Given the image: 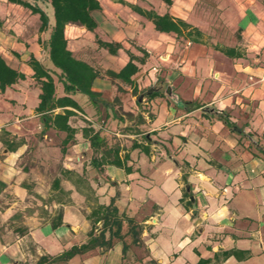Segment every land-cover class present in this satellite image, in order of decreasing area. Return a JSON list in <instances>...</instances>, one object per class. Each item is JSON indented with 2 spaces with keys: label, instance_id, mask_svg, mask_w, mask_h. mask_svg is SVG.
<instances>
[{
  "label": "crops",
  "instance_id": "1",
  "mask_svg": "<svg viewBox=\"0 0 264 264\" xmlns=\"http://www.w3.org/2000/svg\"><path fill=\"white\" fill-rule=\"evenodd\" d=\"M98 1L94 31L65 26L68 49L115 72L130 58L125 49L141 56V48L147 56L132 84L106 75L93 80L97 98L88 97L86 108L77 101L82 111L70 118L74 141L65 144V132L43 129L35 110L41 89L28 64L33 56L51 66L48 30H38L37 14L0 0V55L24 74L0 89V180L6 184L0 192V264H264V6L235 0V40L226 44L224 28L198 22L196 0ZM149 10L197 27L199 41L185 31L157 30L144 14ZM97 39L121 42L124 49L110 54ZM57 94H64L59 84ZM77 113L102 122V128L91 125L106 144L120 146L129 171L92 162L81 132L86 124ZM18 139L23 142L15 145ZM111 200L123 219L120 237L114 225L106 226L102 244L54 260L87 243L91 211ZM59 213L62 223L54 228ZM126 220L136 224V237ZM227 250L235 253L224 256Z\"/></svg>",
  "mask_w": 264,
  "mask_h": 264
},
{
  "label": "trees",
  "instance_id": "2",
  "mask_svg": "<svg viewBox=\"0 0 264 264\" xmlns=\"http://www.w3.org/2000/svg\"><path fill=\"white\" fill-rule=\"evenodd\" d=\"M9 2L19 4L20 6L29 9L32 13L38 15L39 31L48 30L47 39L45 40V51L48 55L51 66L48 67L42 64L33 56L28 59V64L34 71V78L40 85L41 92L39 94V102L35 108L36 113L40 115L43 123V129H55L65 132V138L62 142L65 144L74 141L76 128L70 123V118L75 114V110L82 111L81 106L72 93L75 91L86 94L91 100L97 98V93L92 90L93 80L102 75L110 77L112 80H120L127 84H132V77L139 70V63H142L147 56L141 48V56L134 55L129 49L125 51L129 55V60L117 72L112 70H102L90 64L89 62L77 58L72 51L67 47V40L64 35V28L67 24H76L85 27L89 31H94L97 27V22L94 19L92 12L101 10V5L98 0H8ZM124 3L123 0H121ZM166 4H171L172 0H163ZM130 7L138 12L140 9L135 5L129 4ZM50 11L52 15V23L49 24ZM150 19L154 27L161 32H174L176 35H182L185 31L186 36L191 37L195 41H199L201 31L192 26L190 23L182 20H173L168 13L157 14L155 11L149 10L144 13ZM99 47L105 49L110 54H117L121 49H124L123 44L118 41H107L102 39L96 40ZM230 55L234 54V49L229 48ZM235 55H240L235 54ZM24 78V74L10 67L3 57L0 55V89L3 90L6 86L12 85L18 79ZM62 87L64 94L58 95V84ZM136 92V90H134ZM157 92H152L149 96H155ZM197 104H191L196 106ZM227 123V120H225ZM82 136L90 142L94 157L92 162L101 166L103 164H111L117 167H124L127 171L130 170L126 166L120 156V146L116 143L112 145L106 144V140L101 136L98 130L87 123L81 128ZM2 142H6L8 149L13 148V145H7L9 138H3ZM15 145L23 142L21 139L16 141ZM132 147H138V144L133 143ZM140 147V146H139ZM145 152H148L149 147L143 146ZM64 151V149H63ZM95 153H100L98 156ZM128 157L125 154L124 158ZM69 173L68 170L64 174ZM184 182L185 177H183ZM6 186L5 182L0 180V192ZM190 192L184 188V197H188ZM188 203L190 201L188 200ZM92 229L89 233L90 239L87 243L80 246H72L70 249L63 251L60 255L53 259L56 261H67L72 256L87 251L88 249L102 244L101 239L104 238L105 227L115 226L113 234L117 237L122 226L123 219L121 218L114 201L109 204H98L91 211ZM100 222V225L98 223ZM128 225V233L136 237L139 234L135 230L136 224L132 220H126ZM62 223V215L56 217L52 221V227H57ZM100 227L98 234L93 235L94 231ZM235 253L234 250L223 252L224 256ZM197 264H215L210 263L209 259H200Z\"/></svg>",
  "mask_w": 264,
  "mask_h": 264
},
{
  "label": "rangeland",
  "instance_id": "3",
  "mask_svg": "<svg viewBox=\"0 0 264 264\" xmlns=\"http://www.w3.org/2000/svg\"><path fill=\"white\" fill-rule=\"evenodd\" d=\"M241 1V0H240ZM243 2V0H242ZM261 6H264V0H256ZM155 5H157V2H154ZM236 5H239L235 0H196L195 3V15L196 19L200 24H202L205 27H211L212 29L218 28L220 25V28H224V34L221 37L222 42L226 44H232L235 40L234 33L231 32L230 27H234V24H236L237 21V8ZM26 9V8H24ZM240 9V8H239ZM242 10V8H241ZM50 11V17L52 18ZM74 98L82 104L85 108V103L89 99L88 96L82 92H77L74 94ZM79 114L80 118L84 121L85 124L89 123L88 120L84 118L83 115L88 116L87 114ZM90 117V116H88ZM95 123H99L101 125V121H97L90 117ZM153 183H157L160 181L159 176L154 177L152 180ZM153 185V184H152ZM152 189V188H151ZM153 191V189H152ZM147 208H150L151 203L147 204Z\"/></svg>",
  "mask_w": 264,
  "mask_h": 264
},
{
  "label": "built area",
  "instance_id": "4",
  "mask_svg": "<svg viewBox=\"0 0 264 264\" xmlns=\"http://www.w3.org/2000/svg\"><path fill=\"white\" fill-rule=\"evenodd\" d=\"M86 120H88L92 125H95L98 128H102L103 125L95 123L90 117L83 115Z\"/></svg>",
  "mask_w": 264,
  "mask_h": 264
},
{
  "label": "water",
  "instance_id": "5",
  "mask_svg": "<svg viewBox=\"0 0 264 264\" xmlns=\"http://www.w3.org/2000/svg\"><path fill=\"white\" fill-rule=\"evenodd\" d=\"M166 93H167V94H170V89H167V90H166ZM185 188H186L187 191H189L190 186H189L188 184H186ZM190 199L192 200L193 197L191 196Z\"/></svg>",
  "mask_w": 264,
  "mask_h": 264
}]
</instances>
